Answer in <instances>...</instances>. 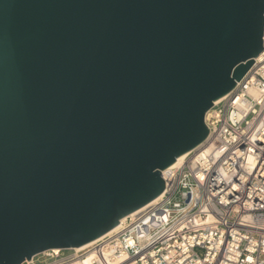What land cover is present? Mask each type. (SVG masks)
Here are the masks:
<instances>
[{"label": "water", "instance_id": "1", "mask_svg": "<svg viewBox=\"0 0 264 264\" xmlns=\"http://www.w3.org/2000/svg\"><path fill=\"white\" fill-rule=\"evenodd\" d=\"M263 49L264 0H0V264L160 197Z\"/></svg>", "mask_w": 264, "mask_h": 264}, {"label": "built area", "instance_id": "2", "mask_svg": "<svg viewBox=\"0 0 264 264\" xmlns=\"http://www.w3.org/2000/svg\"><path fill=\"white\" fill-rule=\"evenodd\" d=\"M206 124L201 146L163 172L160 200L45 264H264V49Z\"/></svg>", "mask_w": 264, "mask_h": 264}, {"label": "bare ground", "instance_id": "3", "mask_svg": "<svg viewBox=\"0 0 264 264\" xmlns=\"http://www.w3.org/2000/svg\"><path fill=\"white\" fill-rule=\"evenodd\" d=\"M225 97H223V98H221L220 100H218L216 103H218L219 101H221L222 99H224ZM207 118H209V115L207 116ZM187 154L188 153H186L181 159H180V161L177 163V165H175L174 167H176V166H178V165H181V163L184 161V159L186 158V156H187ZM171 168H168L167 170H165L164 171V174H166V172L168 171V170H170ZM161 199V196L160 197H158L157 199H155L153 202H157L158 200H160ZM116 230V229H115ZM113 231V230H112ZM90 244V243H89ZM89 244H87V245H89ZM87 245H84V246H82V247H80V248H77L78 250L79 249H82V248H84V247H86Z\"/></svg>", "mask_w": 264, "mask_h": 264}, {"label": "rangeland", "instance_id": "4", "mask_svg": "<svg viewBox=\"0 0 264 264\" xmlns=\"http://www.w3.org/2000/svg\"><path fill=\"white\" fill-rule=\"evenodd\" d=\"M73 252V250H64V255L68 256L71 255ZM36 262L37 264H45L47 262H49L48 260H46V258L42 257L41 255L36 257Z\"/></svg>", "mask_w": 264, "mask_h": 264}]
</instances>
